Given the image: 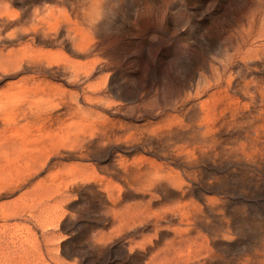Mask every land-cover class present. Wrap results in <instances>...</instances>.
<instances>
[{"label": "rangeland", "instance_id": "obj_1", "mask_svg": "<svg viewBox=\"0 0 264 264\" xmlns=\"http://www.w3.org/2000/svg\"><path fill=\"white\" fill-rule=\"evenodd\" d=\"M0 264H264V0H0Z\"/></svg>", "mask_w": 264, "mask_h": 264}]
</instances>
